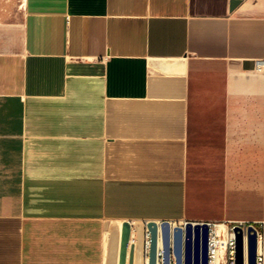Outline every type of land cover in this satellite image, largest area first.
Segmentation results:
<instances>
[{
	"label": "crops",
	"instance_id": "1",
	"mask_svg": "<svg viewBox=\"0 0 264 264\" xmlns=\"http://www.w3.org/2000/svg\"><path fill=\"white\" fill-rule=\"evenodd\" d=\"M261 220L264 0H0V264Z\"/></svg>",
	"mask_w": 264,
	"mask_h": 264
},
{
	"label": "water",
	"instance_id": "2",
	"mask_svg": "<svg viewBox=\"0 0 264 264\" xmlns=\"http://www.w3.org/2000/svg\"><path fill=\"white\" fill-rule=\"evenodd\" d=\"M240 3L241 0H230V9H235ZM146 227L150 232L148 264H157L159 242L162 264H208L209 226L206 222L187 221L182 226L172 225L169 221H149ZM131 232V223H122L118 264H133L132 251H129ZM235 240V264H256V229L248 227L246 254L244 235L239 226L235 228Z\"/></svg>",
	"mask_w": 264,
	"mask_h": 264
},
{
	"label": "built area",
	"instance_id": "3",
	"mask_svg": "<svg viewBox=\"0 0 264 264\" xmlns=\"http://www.w3.org/2000/svg\"><path fill=\"white\" fill-rule=\"evenodd\" d=\"M206 222V221H192ZM160 223V222H158ZM187 223L185 221L182 226ZM209 226V238H208V264H235V228L237 226L242 228L244 241H245V254L247 250V235L248 227L253 226L257 231L258 238V249L256 256V264H264V220L258 222H236L229 225H224V229L219 231L218 226L221 224L214 222H206ZM172 224V223H171ZM175 225V224H172ZM135 233L131 232L129 246L135 243ZM150 246V232L148 229L145 230V255L148 261V253ZM162 249H160V242L158 248V262L162 264Z\"/></svg>",
	"mask_w": 264,
	"mask_h": 264
},
{
	"label": "rangeland",
	"instance_id": "4",
	"mask_svg": "<svg viewBox=\"0 0 264 264\" xmlns=\"http://www.w3.org/2000/svg\"><path fill=\"white\" fill-rule=\"evenodd\" d=\"M114 226L115 225H113V229H112V235H113V248H115L114 250H113V255H114V253H115V251H116V245H117V236H118V230H116V229H114ZM110 228V227H109ZM108 228V229H109Z\"/></svg>",
	"mask_w": 264,
	"mask_h": 264
},
{
	"label": "bare ground",
	"instance_id": "5",
	"mask_svg": "<svg viewBox=\"0 0 264 264\" xmlns=\"http://www.w3.org/2000/svg\"><path fill=\"white\" fill-rule=\"evenodd\" d=\"M121 230H122V227H121ZM121 230L119 231L118 235H120V241H121ZM218 230L221 231L222 230V226H218ZM120 248V246H119ZM162 249V248H161ZM118 262H119V259H118Z\"/></svg>",
	"mask_w": 264,
	"mask_h": 264
}]
</instances>
